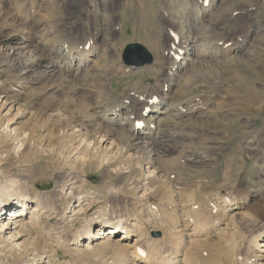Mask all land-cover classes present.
Instances as JSON below:
<instances>
[{
    "label": "rangeland",
    "instance_id": "rangeland-1",
    "mask_svg": "<svg viewBox=\"0 0 264 264\" xmlns=\"http://www.w3.org/2000/svg\"><path fill=\"white\" fill-rule=\"evenodd\" d=\"M234 1L218 0L217 11L214 10L205 16L206 22L200 20L204 29L197 35L196 43L202 45L198 46L201 49L208 48V44L209 47L222 49V43H230L229 47L234 48L244 39L242 49L231 48L229 53L224 52L227 51L224 49L214 56L210 52L197 51L198 57L192 56V59L195 58L191 60L198 61L197 66L190 62L186 68L177 72V75H170L175 80L167 91L168 97L165 99L159 95L161 101L170 104L169 112L164 108L156 115L143 112L144 119L149 120L152 117L155 122L153 127L157 134V143L150 146V141L145 138L132 143L135 148L131 152L135 153L136 159H140L143 170H146L144 158L147 157L152 163L148 166L151 170L154 168L155 176H173V182L179 187H184L182 196L201 191L195 195L196 207L200 201L209 200L206 209L210 212L206 213V221L200 218L203 221L200 228L194 229V225L189 223L184 231L177 232L183 228L182 223L176 230L172 222L160 226L154 214L153 217L147 215V223L144 221L145 224L142 225L143 232L146 229L149 231L144 234L145 237L141 236L143 239L140 237V241L144 242L149 236H163L165 249L178 251L177 258H184L185 264H226L229 263L228 258L238 263L253 257L256 264H264V233L260 235V247L252 245L249 241L250 234L255 231L254 227L264 226V164L255 162L253 156L257 148L264 143V0ZM189 3L191 0H0V36L4 39V42L0 43V190L6 186H11L14 191L29 190L34 185L36 192L43 199L42 202L44 201L43 205L56 198V202L52 203L55 213L51 211L52 215L43 220L44 224L52 225L53 230L56 228L54 231L58 232L59 236L70 240L72 235L82 229L93 212L99 211L103 214V220L115 218L119 214L122 215L121 218H126L139 216L143 206L133 198L136 196L133 189L135 183L131 180L128 182L130 186L123 188L124 194L122 189L114 192L108 188V182L116 175L114 172L107 176L102 169L85 164L84 169L74 173L79 176L74 178V174H70L71 167L76 164L70 163L76 149L66 144L56 130H52L54 126L52 127L51 121L44 119L46 109L52 105L56 107L60 100L66 102L65 95L55 100L50 99V91L45 87L47 79H38L40 77L36 75L39 68L33 69L26 61L27 67L13 68L9 58L16 55L32 57L36 50L33 46L25 44H35L36 41L38 44V41H41L50 45L56 42L57 38L51 42V36H57L54 32L56 21L62 22V28H68L65 29L67 33L69 31L70 34L84 36L92 41L90 43L95 41L99 56L106 57L102 53L106 50L112 71L109 74L101 73L105 82L99 77L92 82L94 88L95 85L100 86V82V88L107 87L100 100L91 96L92 104H98L102 113L97 114L98 118L82 115L80 111L75 110L78 105L76 102L68 105L65 113L75 111L76 122L90 123L92 126L105 124L108 127L132 131L134 125L131 126L129 110L135 108L132 100L136 99L134 93L141 94L146 84L155 86L159 81L167 80L165 76L169 63L152 45L154 40L158 45L166 36V27L163 28L166 21L165 17L162 19L161 9L164 8L167 13L169 11L170 15L179 16L170 25L177 27L185 36L188 33L187 24L194 19V14L187 18L183 16ZM210 18L215 19L214 22L218 20L213 27L208 24ZM112 22L115 25L113 29L108 27ZM119 24L123 27L122 33L118 29ZM220 36H223V40ZM9 37H16L25 43H15ZM165 41L170 42L169 38ZM130 42L142 44L152 55V62L137 68L124 65L121 52ZM190 43L192 45L195 42ZM93 63L89 65L92 66ZM19 82L22 83L21 86ZM75 82L72 83L73 87L67 88L68 91L64 85L59 91L68 93L70 89H77L80 92L81 88L89 87L86 81ZM110 91L111 98L118 101L119 105L123 104V107L115 109V112H104V108L109 104ZM86 95L89 96L88 93ZM37 114L39 116L35 119ZM11 127L21 131L19 137L14 136ZM77 139L78 137L74 140ZM71 182L77 185H71ZM69 185L87 198L82 203L86 208L75 220L73 218L72 221H63L58 217L68 202V188H71ZM68 192L69 194H65ZM223 196L229 197V205L221 200L220 197ZM80 200L75 198L71 203L75 205ZM163 201L168 209L166 211H171L174 206L170 203L169 192ZM210 204L217 206H213V209L216 208L215 212L212 209L211 212ZM189 205L185 208L192 209ZM193 207L196 209L195 205ZM4 213L6 210L3 216ZM191 214L195 215L194 212ZM215 226L225 229L224 232H219L216 228L214 230ZM156 231L159 232L158 236L153 235ZM23 236L17 241H26ZM229 237L234 239L235 243H230ZM4 243L0 237V264L17 263L18 252L8 250ZM73 245L70 244L69 249L58 246L57 251H53L48 257L47 264H67L72 259L76 264H124L123 259L127 258L125 252L114 245L104 244L91 252H77Z\"/></svg>",
    "mask_w": 264,
    "mask_h": 264
},
{
    "label": "bare ground",
    "instance_id": "bare-ground-1",
    "mask_svg": "<svg viewBox=\"0 0 264 264\" xmlns=\"http://www.w3.org/2000/svg\"><path fill=\"white\" fill-rule=\"evenodd\" d=\"M217 2L218 0H191V3H189L190 5L189 6L187 5L188 7H186L187 11L185 12L183 11L184 15L182 14L186 18L189 17L190 14H194V19H192L193 21L187 24L188 33L185 36L177 27L173 28V26L170 25L171 23H173V21L178 19L179 16L177 17L176 14L170 15L168 10L167 11L169 14L166 12V10H164V8L161 9L162 19L163 17H165L164 21H166L163 23L164 26L163 28L166 27L165 30L167 33L165 32L166 36L163 37L164 40L161 41V43L157 45L158 42L156 43V41L154 40L152 42V45L156 47L155 49H158L161 52L162 57L165 58L169 63V68L167 70L168 72L166 73L165 76L167 80L163 79L162 82L159 81V83L156 84L155 86L153 85L147 86L146 84L145 90L144 91L141 90V94L134 93V96L137 99V101L135 98L132 99L135 108H131L132 110L131 109L129 110V113L131 115V117H129L131 118V124H132L131 126L134 125V129L132 131L120 130L118 128L108 127L105 124H102L100 126L99 125L92 126L90 123L76 122L74 120V116L76 115L75 111H71L70 113H65L67 106L70 104L72 105L75 102L78 104L75 106V110L80 111L82 115H88V117L98 118L97 114L102 113L101 111H99V107L97 106L98 104L95 105L92 104L93 102L91 96H94V98L96 99L99 98L100 100V98L104 96L103 91H106L107 87L103 86L100 88V86L102 85V82H100V86L97 87V85H95L97 88L96 87L94 88L92 82L98 77L102 78L101 75L102 72L109 74L112 71L111 68H109L111 67V65H109L110 60L107 57L108 54L106 50L102 51V53L106 55V57L99 56V51L96 48L97 44L95 43V41L93 43H90L92 41L87 40L86 38H84V36H80L79 34H70L69 31L67 33L65 29L68 28L67 27L62 28L60 26L62 22L54 21L55 22L54 25L56 26L55 29L56 31L54 32L56 33L57 36L54 35L55 36L54 37L52 35L51 40L52 39L55 40L57 38L56 42H53L52 40L51 42H53V44L50 45H48L49 43L47 44L46 42L41 43V41H38V44L37 41L35 44L32 43L31 45H29V43L25 44L26 46H33L34 49L36 50V53L34 52L32 57L25 58L22 57L21 55H16V57L12 56V58H9V60H11L12 62L13 68L27 67L26 64L27 62L29 63V66H31L33 69L38 67L39 70L36 73V75L40 77L38 79H42V78L47 79V85L45 87H48L50 91V95H49L50 99L55 100L57 98H60V96L63 97L65 95L64 98L67 99L66 102L60 100L59 104L56 107H53L52 105L49 109H46L44 112H46L47 114L45 113L46 117L44 119L51 121V123L53 124L52 127L54 126L52 130L53 131L56 130L58 132V135L61 136V139H63L66 142V144H69L70 146H72L73 149H76L75 151L76 154L73 156L72 160L70 161V163L72 162V165L74 162L76 164L71 167L72 172H70V174H74L76 172L79 173L81 168L84 169L85 164H88V167L93 166L95 169H102L104 171V174L107 176L108 175L111 176L112 173L114 172L116 173V175L114 176L113 180L110 182L107 181L109 185L108 188L114 190V192L117 189H122V193H123L124 191L123 188L125 186H130L128 185V182L131 180L132 183H135L133 189H134V194L136 193V196H134L133 198L134 200H136V203H139L140 206L141 205L143 206V208L140 209L143 213H141V211L140 214L137 213L139 216L126 217V218L125 217L121 218L122 215L119 214L115 218L113 217L111 219L103 220L102 219L103 216H101L103 214H100L99 211L93 212L90 218L88 217L89 219L86 222V224L82 227V229L79 232H76L75 235H72L71 236L72 238L69 240L62 236H59L58 235L59 233L54 231L56 230V228H54V230L52 229L53 228L52 225L44 224L43 219L49 215L51 216L52 215L50 214L51 211L54 212L55 210L52 203L56 202L55 200L56 198H54L52 202L49 203L46 202L47 205H43L44 201L42 202L43 199L41 198L39 193L36 192L34 185L31 186L29 190L17 189L15 191L11 189V186H6L4 187L5 189L3 188L2 190H0V237L5 242L4 244H6V247L9 248L6 249L10 251L16 250V252H18L17 263H12V264H31L34 261L36 262V264L37 262L38 264H47L48 257L52 254L53 251H57L56 248L58 246L59 247L61 246V248L66 247L69 249L70 244L71 245L74 244L73 246L76 248V250L75 249L74 250L77 252H80L81 250H87L88 252H91L92 250L94 251V249L97 248L98 246L104 244H107L109 246L114 245L115 247L124 251L125 255H127V258L125 257L123 259V261L125 262L124 264H185L186 263L184 261V258L182 259L177 258L176 254H178V251L176 250L172 251L171 248L165 249L166 246H164V244L162 243L163 236L160 238H152L151 236H149L148 238H145L144 242L140 241L139 240L140 237L144 236V234L149 231V229H146V231L143 232L141 229L144 226L142 227V225L145 224V222L147 223L148 220L147 218H149L148 216L153 217L152 214H154L156 221L159 223L160 226L172 222L174 223V230H176V227L181 225L182 223L183 228L179 229L181 231L177 230V232L184 231V229L188 227L189 223H192V225H194V229L200 228L203 224L202 219L205 221L207 220L206 213H208L209 210H207L206 207L209 204V200L208 201L203 200L202 202L200 201V203H198L197 204L198 206L196 207L197 201L195 195L196 193H199L201 191L198 192L195 191L190 195L182 196L184 192V187L177 186V183L173 182V176L164 177L163 174H161V176L160 175L155 176L154 168L151 170L148 166L150 165L151 160H149V158L147 157L144 158L146 160V167H145L146 170L145 169L143 170V165L140 159H136L134 157L135 153H132L131 151H133L135 148V146H132V143H136L143 138H145L146 141H150L149 144L150 146L155 145L157 143L158 138H155L157 134L155 132V127H153L155 125V122L152 120V117L149 120L144 119L143 112L154 113L156 115L160 112L161 108H164L166 112H169L170 104H168L167 101H161L159 99V95L165 97V99L168 97L167 91L168 89H170V84H173L175 80V78H173L172 76L170 77V75L172 74L177 75L178 74L177 72L186 68L190 62L193 63L194 66H197L198 61L196 62L195 60L194 61L191 60L195 58L194 57L192 59V56L196 55V57H198V54L196 52L199 50H202L207 53L210 52L212 56L216 55V53L219 51H223L224 49L227 50L224 52L229 53L231 51L232 47L230 48L228 45L230 43H228L227 45L223 43L220 44L222 49L221 48L217 49L212 46L209 47L210 44H208L207 46L208 48L201 49L198 48L199 45L198 43H196L197 35L201 33V29L202 30L204 29L202 24L200 23V20L203 19L205 21L204 19L205 16H207L208 14L212 13L214 10L219 8V5L218 4L216 5ZM111 19L112 18H110V20ZM214 20H212V18L208 19L209 21L208 24L211 27H213L215 25V22L218 21L217 20L214 22ZM112 23L110 26H108L111 29H113L112 27H115L114 23L113 24ZM119 25L120 26H118V29L122 33L121 30H123L122 29L123 27L121 26V24ZM175 29H178V31H176ZM164 31H162V33ZM233 34H231V36ZM194 37L195 40H193ZM166 38H169L170 42H166L165 41ZM9 39H12V41H14L15 43H25V41H21L16 37H9ZM221 39L223 40V36ZM191 41L195 43L190 45ZM3 42L4 39L3 37L0 36V43ZM29 42L31 43L30 40ZM242 44H244V39L241 40L240 45L236 44V46L232 49L241 50ZM201 46L202 45H200L199 47ZM160 47L162 49H160ZM182 55L184 56L182 57ZM8 56L11 57L10 55ZM47 56H49V58H47ZM91 62H94L92 66L89 65V63ZM70 77H72V79H69ZM75 80L86 81L88 82L89 87H87L86 89L81 88L80 92L77 89H70L68 93L66 92L62 93L61 91H59V89H61L63 85L66 86V89L67 88L69 89L70 86L73 87V84L76 83ZM102 80L105 82L103 78ZM18 84L19 86L22 85L21 82H19ZM11 89H12V85H11ZM86 93H88L89 96H87ZM111 97H112V91L108 93L109 104L104 108L103 110L104 112L105 111L115 112L114 111L115 109L119 110L123 107V104L119 105V102L115 101V99ZM127 101L129 102V100ZM18 111L19 108L17 112ZM38 114L36 115L35 119L38 118L39 116ZM137 123H142V126H137ZM131 128H129V130H131ZM11 130H14V136L19 137L20 135L19 132L21 131L15 130L12 127ZM143 134H147V135L144 136ZM76 137H78V139L75 141L74 139H76ZM73 143H75L76 145H74ZM19 144L18 146L20 147L22 143L21 145ZM253 156L255 158L254 160L255 162L264 164V143L257 148L256 152L253 153ZM124 168L127 170H123ZM75 176H79V175L74 174V178H76ZM67 178L65 177V179ZM69 181H71V178ZM65 182L67 185V181ZM64 184L65 183H63V185ZM73 184L74 182H71V185ZM74 188L72 186L71 188H68L70 189V196L69 199L67 200L68 202L65 204L66 206L61 210V213L59 214L58 218L60 220L63 221L71 220L73 218L75 220V218L81 214L80 212L82 210H85L86 208V207L84 208L85 204L82 203L86 201L87 198L84 197L83 194L80 195L81 193L76 192ZM167 192H169L171 198L170 203H173L174 206L171 211H166L168 209H166L165 201H163L165 200V195L167 194ZM65 194H69V192ZM75 198L76 199L79 198V200L81 198V200L80 202L78 201L79 203L74 205V203H71V201L73 200L75 201ZM220 198L223 202H226L227 205H229L230 200L228 196H223ZM130 199L132 198L130 197ZM187 205L191 206L192 209L191 208L186 209L185 207ZM194 205L196 209H194L193 207ZM210 205H212V207ZM210 205H209L210 210L212 209L215 212L216 208L213 209V206L215 207L217 206L213 204ZM115 208L116 207H114V209ZM3 210L4 211L6 210V213H4L5 216H3V212H4ZM134 212H136V210H134ZM191 212H194L195 215H192ZM49 221L50 219H48V222ZM45 223L47 222L45 221ZM120 225H122L121 226L122 231L118 233H120L121 235H114L111 237L110 234L111 233L115 234V232L119 230ZM257 226L258 227H254L253 231L254 230L255 231L252 233V235L250 234L249 241L250 243L252 242L251 243L252 245L256 247H260L261 246L260 244L262 243L259 242V240H261L260 235L264 233V226H260V225ZM213 228L214 230L215 228L219 229V232H224L225 230L220 226L218 227L215 226ZM154 229L155 228H151V230ZM224 235L225 233L223 234V236ZM22 236L24 237V239H26V241L24 240L17 241L18 238H21ZM57 236L59 237L54 238ZM143 238L141 237V239ZM228 239L230 243L231 242L232 244L235 243V240L232 239L231 237H229ZM81 241L83 242L81 243ZM79 247H82L83 249H78ZM139 250L144 251V254H142ZM183 256L185 257V255ZM228 259H229V263L227 262L226 264H256L254 262L255 257H253L252 259H246V260L244 259L238 263L232 260L231 258ZM72 261L69 263L67 262L64 263L76 264L75 262Z\"/></svg>",
    "mask_w": 264,
    "mask_h": 264
},
{
    "label": "water",
    "instance_id": "water-1",
    "mask_svg": "<svg viewBox=\"0 0 264 264\" xmlns=\"http://www.w3.org/2000/svg\"><path fill=\"white\" fill-rule=\"evenodd\" d=\"M123 63L133 67L152 61L151 54L138 42H131L124 46L121 54Z\"/></svg>",
    "mask_w": 264,
    "mask_h": 264
}]
</instances>
